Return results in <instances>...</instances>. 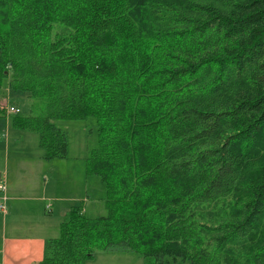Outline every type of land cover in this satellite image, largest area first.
Here are the masks:
<instances>
[{
	"label": "trees",
	"instance_id": "16d2710c",
	"mask_svg": "<svg viewBox=\"0 0 264 264\" xmlns=\"http://www.w3.org/2000/svg\"><path fill=\"white\" fill-rule=\"evenodd\" d=\"M8 91L45 160L96 122L106 213L71 207L38 264H264V0H0Z\"/></svg>",
	"mask_w": 264,
	"mask_h": 264
},
{
	"label": "crops",
	"instance_id": "0c3cea01",
	"mask_svg": "<svg viewBox=\"0 0 264 264\" xmlns=\"http://www.w3.org/2000/svg\"><path fill=\"white\" fill-rule=\"evenodd\" d=\"M5 116L4 121L0 116V181L6 187V212H0V264H38L47 240L57 237L69 209L83 200L58 196L51 186L48 190V174L52 170L54 174L63 162L43 159L37 138L26 130L12 134L15 140L10 144L9 118ZM11 145L25 148L26 153L13 154L12 148L10 160ZM93 205L91 201L83 204L84 212Z\"/></svg>",
	"mask_w": 264,
	"mask_h": 264
},
{
	"label": "rangeland",
	"instance_id": "374dc122",
	"mask_svg": "<svg viewBox=\"0 0 264 264\" xmlns=\"http://www.w3.org/2000/svg\"><path fill=\"white\" fill-rule=\"evenodd\" d=\"M13 94V92L8 91L5 96H0V109L3 108L5 110V113L8 114L7 118L9 119L11 116L14 117V114L8 112V108L10 106L24 109L31 103L29 99L27 101V99L25 100L24 98H14ZM4 119L5 118L2 117L3 121ZM9 119L8 122L10 125L8 128L11 134V144L15 140L12 137V134L18 132L19 129L13 128ZM57 124L67 133L68 153L66 158L57 159L61 160V162L63 163L60 167H57L56 172L53 174L52 170L48 174L50 175L48 190H50L51 186L52 191H55V189L57 190L58 196L81 197V199L83 200V202H81L82 205L86 204V202L88 201L93 202L94 205L92 207H88L85 212L89 217L104 215L106 213V209L104 206L103 185L97 176L87 175L85 173L86 158L89 156L91 150L97 148L98 146V135L95 119L86 118L79 120H59L57 121ZM30 135L33 138H37L34 133H30ZM12 148L13 145H11V148L8 151L10 160L12 155ZM13 149L15 150V153L13 154L17 153L20 155L26 153L25 148L22 147H14ZM57 176L60 179L64 180H55V178H58ZM15 181L17 182V178L15 179ZM56 183H59L57 187L55 186ZM5 212H2V214H5ZM58 234L59 232L57 233V236ZM85 264H142V258L140 255L128 251H97L95 255L90 258Z\"/></svg>",
	"mask_w": 264,
	"mask_h": 264
},
{
	"label": "built area",
	"instance_id": "2783aa9c",
	"mask_svg": "<svg viewBox=\"0 0 264 264\" xmlns=\"http://www.w3.org/2000/svg\"><path fill=\"white\" fill-rule=\"evenodd\" d=\"M18 111L17 108L10 106L8 108V112L16 113ZM5 202H6V187L5 182L3 180L0 181V212H5Z\"/></svg>",
	"mask_w": 264,
	"mask_h": 264
}]
</instances>
